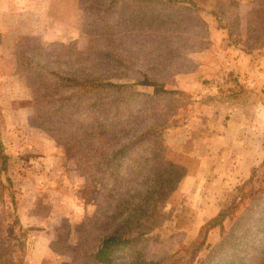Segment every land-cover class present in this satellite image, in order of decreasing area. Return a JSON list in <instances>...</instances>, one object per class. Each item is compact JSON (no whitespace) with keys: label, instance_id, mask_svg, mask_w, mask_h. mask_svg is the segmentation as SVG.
<instances>
[{"label":"rangeland","instance_id":"rangeland-1","mask_svg":"<svg viewBox=\"0 0 264 264\" xmlns=\"http://www.w3.org/2000/svg\"><path fill=\"white\" fill-rule=\"evenodd\" d=\"M215 32L261 56L264 0H0V264H99L136 205L114 264H264V92Z\"/></svg>","mask_w":264,"mask_h":264},{"label":"trees","instance_id":"trees-1","mask_svg":"<svg viewBox=\"0 0 264 264\" xmlns=\"http://www.w3.org/2000/svg\"><path fill=\"white\" fill-rule=\"evenodd\" d=\"M157 1H162V2H169V0H157ZM171 1V0H170ZM182 12L187 13L190 11L189 8H186L185 6H182L179 8ZM233 79H228L227 82H225V85H228L230 83H233ZM74 85L77 86H82L83 88L85 87H97V85L94 83V81H87L84 83H78L75 80H73ZM112 85V84H110ZM109 85V86H110ZM153 85V84H149ZM122 88H129L131 89V86H120ZM158 92V91H155ZM134 94H132L131 97H133ZM146 131L140 135H138L137 138L131 137L129 139V142L131 144H135L136 142H142V141H151L156 143L157 145H162L161 144V139L157 135V131L149 132V128H146ZM120 151V149L118 150ZM116 151L117 153H119ZM115 156V154H114ZM0 157H1V166L4 167L5 163V156L2 152V144L0 142ZM119 156H117L116 161L119 164L121 163V160L118 161ZM164 166L162 164V169H163V176L159 175L157 178V182H160L157 190L158 192H151L150 193V198L151 202L154 203L155 201L154 196L162 197V194H159L160 190H163L165 188V183L171 182V184H174L175 179H178L180 176L177 172V168L175 165L170 162V161H165ZM3 168H1L2 170ZM111 175H116L117 176V171L115 170V167L110 170ZM168 183V184H169ZM154 189H155V185ZM149 197V196H148ZM125 211L127 213H123L121 215L122 222L120 226H117L116 228H113L111 230H108V232L102 236V238L99 241L98 246L96 247L95 253H94V259L97 263L99 264H114L117 260H119L121 257L124 256V252H134L133 248L130 246V244L133 241H136L137 237L136 235L139 234L142 230H137V225L135 224V221H138V218L141 217H150L152 214H154V211H156V208H152V211L149 212V209H143L142 206L136 205L132 207H125ZM138 211V212H137ZM152 212V213H151ZM225 218L224 213H219L215 218L209 220V222L204 226L203 231H207L208 229H211L217 225H221L222 220ZM194 260V259H193Z\"/></svg>","mask_w":264,"mask_h":264},{"label":"crops","instance_id":"crops-1","mask_svg":"<svg viewBox=\"0 0 264 264\" xmlns=\"http://www.w3.org/2000/svg\"><path fill=\"white\" fill-rule=\"evenodd\" d=\"M213 36L220 37V38L222 37L221 39H224L226 41L225 42L226 49H227L226 52H229L230 55L232 56L231 57L232 60H234L232 68L227 67V65H229L230 63L224 64L227 67V69H225V70L227 71L228 75L230 76V74H231L230 79H233L234 83H236L235 77L237 76V74H242L244 72L245 73H248V72L253 73L257 77V83L256 84L258 85V87H260L262 89L261 91L264 92V50H263V52L262 51L258 52V53H261V56L263 55V58L260 56V54H258V55L253 54L254 55L253 56L252 54L243 53L240 49H237V48L235 49V47L230 44L229 38L226 36V34L223 33L221 36L220 32H215L213 34ZM215 43L217 45V41ZM229 44L231 46H229ZM257 56H260L261 58L260 57L257 58ZM232 71L234 72L233 74L231 73ZM225 77H227V75ZM225 79L226 78H224V80ZM237 81H239V80L237 79ZM225 82H227V79L225 80ZM256 84L254 82V84H252V85H256ZM251 88H253V87H251ZM254 89L255 88H253V91H255ZM252 100L253 101L257 100L259 102V104H260V102L264 103V94H261V95L254 94L251 96V98L247 97V102L252 101Z\"/></svg>","mask_w":264,"mask_h":264}]
</instances>
